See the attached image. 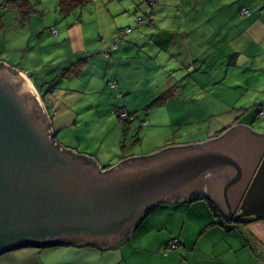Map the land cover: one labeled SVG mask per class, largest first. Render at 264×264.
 I'll use <instances>...</instances> for the list:
<instances>
[{
    "label": "crops",
    "instance_id": "0c3cea01",
    "mask_svg": "<svg viewBox=\"0 0 264 264\" xmlns=\"http://www.w3.org/2000/svg\"><path fill=\"white\" fill-rule=\"evenodd\" d=\"M154 3L149 9L144 0H91L76 13L61 16L55 1L57 18L43 24L37 19L40 8L24 24L18 16H1L0 61L23 73L42 106L54 109V140L92 157L99 167L160 149L142 151L148 134L142 128L153 129L154 111L179 112L183 118L170 128L186 126L181 132L165 131L168 144L163 147L198 142L183 140V135L193 129L195 115L203 113L211 114L197 122L198 133L206 131L204 140L236 123L264 133V126L259 130L239 120L264 102V0ZM241 9L248 14L241 15ZM145 12L150 25L136 22ZM126 25L134 28L106 55ZM230 71V85L212 88L226 83ZM174 85L164 104L144 109ZM211 89L219 90L212 101L203 105L196 100L211 95ZM119 109L130 115L126 121L118 120L114 111ZM174 237L177 250L162 254L163 245ZM0 264H264V219L230 232L214 223L204 201L165 203L113 248L21 246L0 253Z\"/></svg>",
    "mask_w": 264,
    "mask_h": 264
},
{
    "label": "water",
    "instance_id": "95a60500",
    "mask_svg": "<svg viewBox=\"0 0 264 264\" xmlns=\"http://www.w3.org/2000/svg\"><path fill=\"white\" fill-rule=\"evenodd\" d=\"M53 135L25 75L0 61V253L61 243L113 248L156 206L198 195L228 219H264V133L246 124L109 168Z\"/></svg>",
    "mask_w": 264,
    "mask_h": 264
},
{
    "label": "trees",
    "instance_id": "16d2710c",
    "mask_svg": "<svg viewBox=\"0 0 264 264\" xmlns=\"http://www.w3.org/2000/svg\"><path fill=\"white\" fill-rule=\"evenodd\" d=\"M90 1L91 0H56V11L61 16H66L68 14L76 13L81 7H83L84 5L89 3ZM144 2L147 3L146 5H148L147 7L149 9H152L155 7V3H153L152 5L150 4V2H153V0H144ZM154 2H155V0H154ZM37 3H38V0H0V7L2 10H6V9L16 10V12L18 14V19L20 20V22L22 24H24L27 22L28 18L30 17V15L32 13L38 12ZM144 14L145 15L136 16L135 17L136 22L146 21L149 24L146 22L145 23L147 25H150L152 23V19L150 18V15H148L147 12H145ZM1 16H2V14L0 13V29H1ZM137 17H140V19H137ZM126 28H129V31L127 33L132 31V28L129 25H127L126 27L120 28L117 33H119L120 30H123ZM122 36H121V38H122ZM121 38H120V40H121ZM117 43L115 44V47H116ZM113 49H111V50H113ZM174 90H175V85L168 87L162 93L158 94L149 104L145 105L144 109H148L149 107H151L153 105L158 106V105L164 104L168 99H170L173 96ZM263 109H264V102L263 103L260 102V103H258V105H256L254 107L253 116L251 117L252 121L255 120L257 117H263L264 116V113L262 115L259 114V111H261ZM248 110H250V109H248ZM115 112H116L117 117L119 118L118 110H115ZM126 115H127V117L119 118V119L122 121H126L128 119V117L130 116L127 113H126ZM144 124H146V123H142V125H144ZM223 130H225V129H223ZM223 130L218 131L213 137H216L217 135H219ZM195 201H204L207 204V206L210 208V211L212 212V215L214 216V223L221 225L226 231H230V232L233 230H239L240 231V227L245 226L246 224H248L251 221L257 220L253 216L236 218V219H234V218L228 219L227 217L222 215V213L220 212L218 207L212 201H210L207 197H205V195H198L197 197H195V199L192 202H195ZM163 204H165V203H162L160 205H163ZM171 204L176 206V205H185L188 203H184V204L182 203L181 204L179 202H173ZM147 216L145 217V219L147 218ZM174 238H176V237H174ZM177 241H178V239H177ZM166 243L163 245V248L161 250V253L164 255H166V253H168V252L176 251L177 248L179 247V241H178V246L173 250L166 247L165 246ZM61 244L75 245V244H70V243H61ZM24 246H29V245H24ZM42 246H48V245L45 244ZM88 246H92V245H88Z\"/></svg>",
    "mask_w": 264,
    "mask_h": 264
},
{
    "label": "rangeland",
    "instance_id": "374dc122",
    "mask_svg": "<svg viewBox=\"0 0 264 264\" xmlns=\"http://www.w3.org/2000/svg\"><path fill=\"white\" fill-rule=\"evenodd\" d=\"M55 1L56 0H42V2L40 4H38L37 8L38 9L40 8V12L42 13V15H37V19L39 21V24H43V23H45L46 21H48L50 19L55 20L57 18V14H56V12L54 10ZM0 13L3 15L2 18L4 20L5 19L11 20L12 18L17 19V16H18L16 10H14V9L2 10L1 7H0ZM126 26H123V27H126ZM130 27L132 29L134 28L133 26H130ZM133 32H134V30H133ZM149 38H152V37L149 36ZM230 74H232L231 71L229 72V75H228L226 83H223L222 85L213 84L212 88L222 87V86H226L228 84L230 85L231 80H233L231 78ZM188 84H190V82L185 83V87H186L185 91H186V93L184 95H185L186 99H188V97H186L187 90H188ZM217 91H219V90L218 89H215V90L211 89L210 91L207 92V94L211 93V95H209V96L205 95V97L203 96V98H201V99L196 98V100L197 101L200 100L202 103L204 101H207V100H211L212 101L213 100L212 98L217 94ZM234 91H236L235 88H234ZM180 99L182 100L183 98H180ZM203 105H204V103H203ZM253 111H254V106H252L250 108V110H248L246 113L242 114L239 117V120L240 121L250 122L251 124L254 125V128L256 127L257 129L261 130L259 126H264V116L263 117H257L255 120L252 121L251 117L253 116ZM114 113L116 114L115 111H114ZM179 115H180L179 112L176 113V112H172L170 110H168L166 112L164 110H159V111L152 112V114H151V123L150 124L153 125V129H147V127H149V126L142 128V130H146V132L148 133L146 135V137H145V146H143V150L142 151L143 152L148 151V150H150V148H152V146H158V147L161 148V147L167 145L168 144L167 141H166L167 139L164 138L165 137V131H168V132H170V131H176V132L179 131V132H181V131L185 130L186 126L179 127L178 130H172L170 128L171 124H176L177 121H180L183 118V117H180ZM210 116H211L210 113L200 114L198 116V118L195 115V117L193 119V121L195 122L194 126H193V129L192 130H188L187 129L186 131H184L183 140H197V141L199 140L198 142L203 141L204 140L203 138L206 136V131L204 133L203 132L202 133H198V131L196 130V128L198 127V123L197 122H198L199 119L208 120V119H210L209 118ZM118 120H120V119H118ZM120 121H122V120H120ZM190 121L192 122V119ZM174 127H173V129H174ZM258 132H260V131H258ZM187 133H190L192 135H190L189 137H186L188 135ZM168 138H170V137H168ZM173 141L174 140H172L171 142H173Z\"/></svg>",
    "mask_w": 264,
    "mask_h": 264
},
{
    "label": "built area",
    "instance_id": "2783aa9c",
    "mask_svg": "<svg viewBox=\"0 0 264 264\" xmlns=\"http://www.w3.org/2000/svg\"><path fill=\"white\" fill-rule=\"evenodd\" d=\"M154 2H150V4L152 5ZM240 14L241 15H247L248 14V10L247 9H241L240 10ZM50 31L53 33V34H56V30L53 26L50 27ZM129 31V28H126V29H123V30H120L118 35L115 37V39L113 40V42L110 44L109 48L105 51V54L107 55L108 54V51L113 49L115 47V44L120 40L121 36L125 33H127ZM109 85H112L111 82L108 83ZM44 108V106H43ZM45 110V113L47 115V118H48V121L50 122V117L51 115L54 113V109L53 108H49V109H46L44 108ZM264 113V109L259 111V114L262 115ZM118 116L119 118H125L127 117L126 115V112L123 111V110H118ZM166 247L170 248V249H175L177 246H178V241L176 238H171L170 241L168 243H166L165 245Z\"/></svg>",
    "mask_w": 264,
    "mask_h": 264
},
{
    "label": "bare ground",
    "instance_id": "6f19581e",
    "mask_svg": "<svg viewBox=\"0 0 264 264\" xmlns=\"http://www.w3.org/2000/svg\"><path fill=\"white\" fill-rule=\"evenodd\" d=\"M104 50V49H103ZM262 108V107H261Z\"/></svg>",
    "mask_w": 264,
    "mask_h": 264
}]
</instances>
